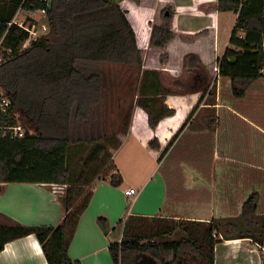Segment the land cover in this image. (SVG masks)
<instances>
[{
	"label": "trees",
	"instance_id": "trees-1",
	"mask_svg": "<svg viewBox=\"0 0 264 264\" xmlns=\"http://www.w3.org/2000/svg\"><path fill=\"white\" fill-rule=\"evenodd\" d=\"M49 1L0 0V90L11 102L0 122L20 125L24 132L22 138L0 136V184L65 186L60 199L64 216L56 226L27 227L0 214V252L7 243L33 235L47 264H80L69 258L68 248L92 197L85 187L107 177L112 187L121 185L111 151L120 145L117 135L127 133L134 109L144 112L148 128L154 131L162 118L174 115L164 104L165 96L200 93L197 105L158 155L160 164L197 112L211 78L194 54L183 59L188 79L185 74L173 79L143 70L134 31L120 7L122 0ZM216 8L236 15L227 47L217 59L219 81L228 83V87L222 84L221 97L247 115L245 106L252 102L248 89L264 77V0H217ZM43 9L48 25L44 36L30 40L37 23L28 16L23 28L8 26L18 10ZM161 18L162 23L151 28L149 46L164 49L174 37L172 12L164 10ZM74 122L90 123L99 135L73 140ZM204 123L207 130L213 129L214 115ZM148 148L159 151L158 140L151 139ZM257 203L255 192L242 203L240 217L247 228ZM218 232L225 239L238 235L235 225L223 220L129 215L111 229L115 239L108 252L113 264L137 263L136 258L144 255L147 258L139 264H179L181 256L189 253V264H214ZM175 235L179 237L171 239Z\"/></svg>",
	"mask_w": 264,
	"mask_h": 264
},
{
	"label": "crops",
	"instance_id": "crops-1",
	"mask_svg": "<svg viewBox=\"0 0 264 264\" xmlns=\"http://www.w3.org/2000/svg\"><path fill=\"white\" fill-rule=\"evenodd\" d=\"M120 7L134 31L143 70L182 78L184 57L194 54L211 78V86L160 164L158 155L197 105L200 93L165 96L164 104L174 110V115L162 118L154 131L148 128L144 112L134 109L127 133L119 135L120 145L111 151L112 163L122 183L112 187L108 177L94 182L89 205L68 248L69 258L80 264H113L108 252L111 240L107 235L119 220L124 222L133 215L176 221L231 222L238 235L225 239L218 232L214 264H264V93L250 91L252 102L245 106L247 115L222 100V84L228 87V83L219 81L217 75V59L225 51L218 53V26L225 12L217 10V0H122ZM166 9L172 12L174 37L164 49L150 47L151 28L162 23L161 14ZM261 87L264 89V85ZM211 97L213 102L207 101ZM223 109L231 113L233 122H240L239 133L248 135L246 143L236 142L237 149L228 138V127L221 117ZM209 115H214L216 121L211 130L204 125ZM197 120H201L202 126L188 136L183 147L179 146L187 129ZM153 138L159 142V151L148 148ZM245 147H255V152H245L246 158H240ZM177 148L187 156L201 155L200 161L187 159L184 169L179 162L167 165V159ZM204 148L210 151L206 153ZM206 155L207 159L203 157ZM185 167L192 172L184 174ZM49 188L51 185L0 184V214L27 227L56 226L64 214L57 195ZM130 188L137 191L135 197L124 195ZM251 192L257 193L258 203L252 225L247 228L240 209ZM106 222L110 231L104 235L101 227L105 228ZM0 264L47 263L38 241L30 235L7 243L0 252Z\"/></svg>",
	"mask_w": 264,
	"mask_h": 264
},
{
	"label": "rangeland",
	"instance_id": "rangeland-1",
	"mask_svg": "<svg viewBox=\"0 0 264 264\" xmlns=\"http://www.w3.org/2000/svg\"><path fill=\"white\" fill-rule=\"evenodd\" d=\"M25 16H26V13L24 11H21L19 16H18V18L20 20H22ZM221 16L222 17H221V20H220L219 26H218V35H219L218 36V53L219 54L223 53L225 47H227L228 36H229L230 31L232 30L233 24L235 22V19H234L235 17H234V14L232 12H225ZM30 18H32L37 23V30L35 32V35H31L30 40L37 39L38 37H41V36H44L45 34H47L48 25H47L46 16H42L39 12H35ZM262 85H264V80L260 79V80H258L256 82L252 83V85L248 89V92H250V91H254L255 92V89H256L259 92L264 93V89L261 87ZM225 87H227V85H225ZM223 90H225L224 86H223ZM247 98L245 99L246 100L245 102H247ZM249 99H252V97H249ZM207 101L213 102V97H211V99H208ZM229 105L231 107H233V105H231V104H229ZM208 112L214 114L211 111H208ZM221 117L223 119H225V125H227L226 127H228V129H227L228 134L227 135H228V138L231 139L230 143L233 144V148L234 149L238 148L236 142H239L241 144L243 142L246 143L245 140L248 138L247 133H242V135H241V133H239V131H241V130L237 129L241 125L240 122H233L232 115H231L230 112H228L227 109H223L222 110ZM89 126H90V123L82 125V124H80L78 122H74L72 124V126H71V129H70L71 138L73 140L84 139V138L89 139L90 137H95V136L99 135L100 131L97 132L94 127L92 129H90ZM201 126H202L201 120H197L196 122H194L187 129L188 133L184 134V136L181 138L179 146L182 145V147H183V144H185L189 140L188 136L190 134L194 133V131H197V129L200 128ZM119 135L120 134L117 135L118 138H119ZM238 137H244V138L241 140ZM204 150H205L206 153H208V151H210L208 148L207 149L204 148ZM249 151H250V153L255 152V147H251V148L245 147L243 152H242L243 154H241L240 158H246L244 153L245 152H249ZM183 153L184 152H180V149L177 148V150L174 151V153L167 159V163L166 164L169 165L172 162L173 163H178L179 162L180 165H181V168L184 169V166L186 165L187 159H190L191 162H197V161H200V159H201V155H188L187 156L186 154H183ZM203 157L206 158V159L208 158L207 155L203 156ZM231 165H235V164H231ZM191 172L192 171L190 169H187L186 167H185V171H183L184 174L191 173ZM92 186L85 187V192L91 191ZM49 191L51 193H53L54 195H57V197H58V199L60 201V199L64 195L65 187L63 189H61V190H58L57 188H49ZM178 237L179 236L175 235V236H172L171 239H174V238L177 239ZM107 239L111 240V241H114L115 237H114L113 233L110 232L107 235ZM191 255H192V253H189L187 255H182L181 258H183V259L180 261L179 264H186V263L189 264L188 261L190 260ZM138 258H136L137 263L133 262L134 264H139L140 263V259L147 258V257H146V255H144L143 257L140 256ZM166 259L170 260L171 256L168 255ZM133 263H131V264H133Z\"/></svg>",
	"mask_w": 264,
	"mask_h": 264
},
{
	"label": "built area",
	"instance_id": "built-area-1",
	"mask_svg": "<svg viewBox=\"0 0 264 264\" xmlns=\"http://www.w3.org/2000/svg\"><path fill=\"white\" fill-rule=\"evenodd\" d=\"M37 1L43 2L45 4L50 3L49 0H37ZM21 11L22 10H18L16 15L12 19V21L8 24V26H11L13 24V25H17L18 27L23 28L26 17L28 16L30 18L35 13V12H29V13L25 12L26 16L22 20H20L18 16ZM36 12H39L42 16H44L45 14L44 9L40 11H36ZM32 35H35V33H32ZM10 106H11L10 99L7 96H5L4 93L0 90V114L7 113L8 110L10 109ZM23 133H24L23 129L21 128L20 125L16 124V125L10 126L6 123L0 122V136L1 137H9L10 139L22 138ZM51 187L61 190L65 186L52 184ZM124 195L127 197H135L137 195V191L135 189L130 188L124 192Z\"/></svg>",
	"mask_w": 264,
	"mask_h": 264
},
{
	"label": "water",
	"instance_id": "water-1",
	"mask_svg": "<svg viewBox=\"0 0 264 264\" xmlns=\"http://www.w3.org/2000/svg\"><path fill=\"white\" fill-rule=\"evenodd\" d=\"M101 230H102V232H103L104 235H107L108 232L110 231L109 224L106 222L105 228L101 227Z\"/></svg>",
	"mask_w": 264,
	"mask_h": 264
}]
</instances>
